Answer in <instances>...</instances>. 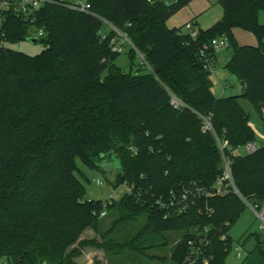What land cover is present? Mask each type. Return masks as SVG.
I'll list each match as a JSON object with an SVG mask.
<instances>
[{
  "label": "trees",
  "instance_id": "obj_1",
  "mask_svg": "<svg viewBox=\"0 0 264 264\" xmlns=\"http://www.w3.org/2000/svg\"><path fill=\"white\" fill-rule=\"evenodd\" d=\"M190 1L167 6L165 0H91L92 11L128 38L129 70L115 63L120 52L110 40H118L116 31L94 15L57 4L27 14L4 12L0 264H76L86 248L102 250L114 264H122V256L165 261L149 251L167 246L171 233L177 240L170 264H189L191 244L198 264L203 257L207 264H228V229L245 209L241 197L258 211L264 207V0H217L221 17L206 29L197 27L194 37L183 32L184 24L166 25ZM31 28L43 33L35 38L43 45L39 53L7 45L26 40ZM236 28L253 33L257 44L238 43ZM217 37L232 51L224 68L244 82L239 94L212 93V71L199 50L206 47L213 69L216 52L208 45ZM171 95L183 106L173 107ZM253 115L261 119L262 133ZM206 116L212 130L203 129ZM216 136L229 143L226 155L240 196L212 192L222 172ZM252 141L258 143L253 153L235 151ZM112 155L120 167L112 185L130 190L107 204L115 217L102 230L103 201L85 198L76 160L97 168ZM196 188L203 191L197 194ZM184 191L195 193L184 211L157 203ZM133 223L139 224L135 231L115 236L119 226ZM261 239L254 234L243 264H264Z\"/></svg>",
  "mask_w": 264,
  "mask_h": 264
},
{
  "label": "rangeland",
  "instance_id": "obj_2",
  "mask_svg": "<svg viewBox=\"0 0 264 264\" xmlns=\"http://www.w3.org/2000/svg\"><path fill=\"white\" fill-rule=\"evenodd\" d=\"M210 4H213L210 7L211 12L215 11L219 4H217V0H191L187 5L180 8L173 16H171L166 25L169 28L182 26L189 18L194 15L202 12L206 9ZM221 9V8H220ZM204 14V13H203ZM202 14V15H203ZM259 20L261 23H264V11L260 12ZM194 25L195 23L192 22ZM195 27H198L196 24ZM38 36V31L34 28L30 29V36L26 40H20L14 44H7L10 48L14 50H18L24 52L29 55H35L39 53L43 49V45L39 42L31 41L32 38H36ZM234 37L238 43L244 45H256L257 39L255 35L249 31L236 28L234 30ZM122 39H119L120 41ZM264 43V40H263ZM129 49V44L124 43V49L120 52V54L115 59V63L123 68L124 70H129V58L127 55ZM231 49L227 48L221 53L219 57V61L216 64L215 69L211 73L212 79V93L215 96H231L235 94H239L242 91V86L240 85L237 78L231 74L227 69H225L222 65V60L227 62L229 54H231ZM142 60V58H140ZM137 62V60L135 61ZM135 66H133V69ZM247 109L251 110V107L246 102L243 103ZM252 121L255 127V130L258 133H262V122L261 119L257 115H253ZM239 153L245 154L246 151L244 148H240ZM76 163L80 169V171L84 174L85 179L81 177L82 181L85 184L86 192L85 198L87 199H96V200H114L117 201L127 190L125 184H120L116 187L112 185V181L114 180L115 174L119 171V162L115 156H111L110 158L102 159L98 163L97 168H91L85 165L80 159L76 160ZM99 180L102 184L97 183ZM114 212L107 213L104 217H101L100 225L101 229L105 230L111 224V221L114 219ZM139 221H143V218H140ZM139 224H123L117 228V232L115 236L119 237L128 232H133L137 229ZM262 226V227H261ZM264 233V224L261 218L249 207L245 206V209L242 211L241 215L237 218V220L229 227L228 235L233 241V247L227 257L228 264H243L244 257L247 254L246 251L249 250L254 243V234H263ZM177 240V235L174 233L169 234L168 245L163 248H153L149 251V254H153L158 257H162L165 261L159 260H149L143 263L133 262L127 256L121 257L122 264H170L169 257L171 254L172 247L174 246L175 241ZM244 242L242 247V255L241 257H237V252L235 247L241 245ZM101 257H104L108 260L109 264H114V258H107L104 255L102 250H98ZM1 262V260H0Z\"/></svg>",
  "mask_w": 264,
  "mask_h": 264
},
{
  "label": "built area",
  "instance_id": "obj_3",
  "mask_svg": "<svg viewBox=\"0 0 264 264\" xmlns=\"http://www.w3.org/2000/svg\"><path fill=\"white\" fill-rule=\"evenodd\" d=\"M45 4H57V5H60L72 11L82 12L85 14H90V15H94L98 17L103 22L104 26L107 27V29L115 30L117 33V36H119V39H122L118 41L115 39L116 37L111 38L110 40L111 48L115 52L123 51L124 43L130 44L128 38L122 31L116 29L108 21H106L101 16H98L96 13L92 11L91 0H0V26L2 25L5 11L12 10L19 15L27 14L34 9H38L42 7ZM183 32H188L190 36L194 37L197 32V27H195L192 24V22H186L184 23V26H183ZM99 33L102 36L105 35L103 30H100ZM42 34L43 33L41 30L38 31V36H41ZM208 46L210 48H213V50L217 53L221 50L227 49L228 43L224 37H217V38L212 39ZM205 48L206 47H203L199 50V59L204 61V67L206 69H209L210 71H212L210 61L205 56ZM138 55L140 58H142V55L140 53ZM170 103L173 107H176V108L183 106V103L173 95L170 96ZM263 117H264V112H263ZM203 129L212 130L210 116H206L203 118ZM263 140H264V137H263ZM216 141H217L218 150L222 157V172L217 177L216 181L214 182L212 186V192L215 195H221L227 192L228 190H232L235 194L240 196L233 182V177H232V172H231V161L229 157L226 155V151L231 150L229 143L226 139H220L217 136H216ZM257 147H258V143L255 141H252V142L246 143L243 148L245 149L246 153L249 154V153H253L257 149ZM239 149L240 148L236 149L235 151ZM96 182L99 184H102V182L99 180H97ZM126 187H127V190H130L129 186L126 185ZM196 191H197V194H200L203 190L201 188H196ZM205 193L208 194L209 192L207 191ZM191 194L194 195L195 193L191 191L190 192L184 191L178 195L171 193L168 202L165 203L161 200H158L157 203L160 206L172 207V208H175L176 211L181 212V211L186 210L189 207V200L191 199V196H192ZM241 199L243 200L245 205L249 206L261 218L264 224V216H263L264 207L262 208V210L258 211L256 209V206L249 204L242 197ZM110 201L111 200L109 199L103 201V209L102 211L99 212V217H104L107 214L106 207H107V204L110 203ZM221 239H225V235H222ZM261 241H262V245L264 246V233L262 234ZM190 247H191V250L187 256V261L189 264H198V261H197L199 257L198 249L195 248L192 244ZM235 250L237 252V257H241L242 255L241 245L237 244V246L235 247ZM2 262L3 264H6L5 260H2ZM202 262L203 264H207L208 259L206 257H203Z\"/></svg>",
  "mask_w": 264,
  "mask_h": 264
},
{
  "label": "crops",
  "instance_id": "obj_4",
  "mask_svg": "<svg viewBox=\"0 0 264 264\" xmlns=\"http://www.w3.org/2000/svg\"><path fill=\"white\" fill-rule=\"evenodd\" d=\"M213 4H210L206 9H204L202 12L194 15L193 17L189 18L188 20L190 19H193L194 18V21L196 23V25L199 27V28H202V29H206L208 27H210L215 21H217L221 15H222V10L217 9L215 11H212L211 12V9L210 7H212ZM204 13V14H203ZM203 14V15H202ZM187 20V21H188ZM186 21V22H187ZM185 22V23H186ZM175 27V26H174ZM235 30V29H234ZM234 30H233V34H234ZM244 45V44H243ZM224 50H221L219 52L216 53V61H215V65H214V68L212 69V72L213 70L215 69L216 67V64L218 63L219 61V57L221 56V53H223ZM231 54H229L228 56V59L230 57ZM227 59V60H228ZM226 62H224V60H222V65L224 67ZM217 97H222V96H217ZM242 149V148H241ZM240 150V149H239ZM239 150L238 153H239ZM98 254L99 251L98 249H94V248H86L82 251V254L76 258L75 262L76 264H109L108 260L104 257H101L99 256Z\"/></svg>",
  "mask_w": 264,
  "mask_h": 264
},
{
  "label": "water",
  "instance_id": "obj_5",
  "mask_svg": "<svg viewBox=\"0 0 264 264\" xmlns=\"http://www.w3.org/2000/svg\"><path fill=\"white\" fill-rule=\"evenodd\" d=\"M179 0H165V4L167 6H171L175 3H177ZM28 39V38H27ZM35 38H32L31 41L35 42ZM240 85L242 86V88L244 87V82L243 81H239Z\"/></svg>",
  "mask_w": 264,
  "mask_h": 264
}]
</instances>
